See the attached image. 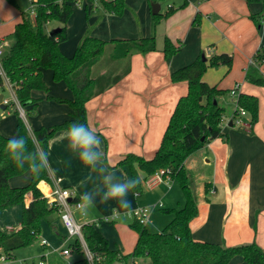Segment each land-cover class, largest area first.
Returning a JSON list of instances; mask_svg holds the SVG:
<instances>
[{
    "label": "crops",
    "instance_id": "1",
    "mask_svg": "<svg viewBox=\"0 0 264 264\" xmlns=\"http://www.w3.org/2000/svg\"><path fill=\"white\" fill-rule=\"evenodd\" d=\"M182 1H168L165 8L160 3V12L165 13L169 7H177ZM24 3L25 0H17V6L11 8L5 0H0V48L3 54L14 41L11 34L16 24L27 12V5L25 9L21 7ZM126 3L122 15L106 12L98 2L87 4L83 1L75 6L67 24L68 39L60 45L66 55L72 56L88 32L108 41L103 54L91 67V76L97 81L96 94L86 103L88 127L102 142L105 166L121 179L130 178L127 167L116 166L126 154L136 153L146 158L154 156L179 98L188 92L187 81L174 82L171 79L174 70L193 62L202 51H207V58L221 53L232 55L231 67H210L203 80L228 92L238 84V95L256 96L258 119L251 124L249 114L239 116L246 125H236L234 105L237 97L231 95L234 105L231 112H224V135L208 141L184 161L199 204L198 216L190 226L196 240L229 246L256 241L264 249V85L246 78V71L252 64L257 65L264 75V61L256 64L255 60L259 50L264 52V15L261 25L251 18V14L263 10V3L256 0H188L185 7L163 18L156 26L153 25L152 4L148 0H126ZM197 14L201 15L199 25L193 24ZM61 26V23L52 21L46 28L50 31ZM153 33L157 49L144 53L126 54L123 41L112 42L147 37ZM166 37L178 47L171 58H166L163 52ZM43 75L49 91H33V96L39 99L36 113L25 110L24 115L17 114L14 109L19 108L13 103L2 107L0 132L5 136L18 133L19 117L23 118L31 133L41 126L51 127L72 117L68 100L73 99V91L65 82L54 80L51 69H44ZM5 84L11 96L2 95L11 99L15 90L7 82ZM63 131L54 134L46 150L51 182L42 180L38 187L45 197L56 186L69 188L72 198L80 200L84 192L99 184V177L68 151L67 141L61 135ZM141 174L142 190L135 189V195L129 192L127 196L131 210L120 208L115 200L102 201L99 196L86 211L73 208L79 224L95 223L109 240L110 247L119 248L124 255L133 251L138 240V232L128 227L124 218H132L133 210L138 206H160L162 201H158L164 195L173 204L176 194L175 190L172 193L174 178L169 183L149 186L146 174ZM31 178L32 173L27 171L11 177L10 185H27ZM42 183L48 192L41 188ZM206 183L210 184L209 191H206ZM32 199V193L26 194L25 205L28 206ZM23 208V204H18L0 212V229L20 228ZM75 240L69 237L57 211L42 220L41 233L34 242L18 248V255L13 256L16 260L3 258L0 264H29L31 261L39 264L42 259L44 264H67L84 254L73 249ZM66 248L71 250L69 255L62 252ZM75 253L79 256L73 255ZM145 257L129 259L128 264L153 263L150 257ZM228 264L250 263L235 256Z\"/></svg>",
    "mask_w": 264,
    "mask_h": 264
},
{
    "label": "trees",
    "instance_id": "2",
    "mask_svg": "<svg viewBox=\"0 0 264 264\" xmlns=\"http://www.w3.org/2000/svg\"><path fill=\"white\" fill-rule=\"evenodd\" d=\"M17 6L16 0H7ZM83 1L88 4L100 3L106 12L122 15L127 7L126 0H33L34 19L23 14L22 21L16 24L11 36L14 38L9 51L2 57L1 66L5 76L12 84L17 100L27 113H36L38 98L33 96L34 90L49 91L45 82L43 70L51 69L56 81H63L73 91L74 97L68 100L72 107V117L51 127L41 126L33 132L39 139L44 150L51 138L59 130H65L71 123L78 122L88 126L86 103L96 94L97 81L91 76V67L103 54L108 41L95 37L89 32L79 42L72 56L66 55L61 49V43L68 39L67 24L74 8ZM150 4L161 0H148ZM263 3L264 0H256ZM188 4L183 0L177 7H169L164 12L153 14V25L156 26L163 18L173 14L177 9ZM88 7V5H87ZM264 8L251 18L261 25ZM52 21H58L62 26L48 31L46 26ZM201 23V15L197 14L193 24ZM123 41L128 52H148L157 49L156 36L139 37L131 40H112L113 43ZM178 47L169 38H165L163 52L166 58H171ZM202 51L193 62L174 70L171 79L174 82L187 81L188 92L181 96L170 117L162 142L151 158L136 153H128L116 166L127 167L130 178H138L140 183L136 188L142 190V174L149 178L162 168H171L172 176L178 180L185 196V205L180 209H166L174 212L175 217L162 231L152 232L137 219L130 226L138 232V240L130 254H123L119 248H111L109 240L98 229L95 223L82 225V233L88 248L94 254V264H128L129 259L150 257L154 264H228L235 256L242 257L250 264H264V249L256 242L237 245L200 241L193 237L191 221L198 216L199 204L195 188L189 181L184 161L194 152L202 148L208 141L223 136L222 122L225 108L219 103L220 96L226 90L210 85L203 80V75L210 67L220 65L232 66L233 57L227 53L213 54L206 60ZM256 64L264 61V52L255 55ZM246 78L256 84L264 85V75L257 65H250ZM5 85V77L0 71V85ZM217 100L215 103L214 100ZM239 107L247 110L251 116V124L258 119V98L251 94L238 95ZM14 104V103H13ZM9 104H5V106ZM31 105L30 108H26ZM20 114L17 108L14 109ZM237 110V108H236ZM237 114V111H235ZM18 132L20 135L31 134L22 117H19ZM10 137L0 132V212L12 206L23 204L22 222L17 230L0 229V258L10 259L14 251L34 242L41 233L42 220L57 212L58 208L48 203L47 198L38 187L40 181L51 182L48 169L39 175L32 174L31 181L24 186L13 187L10 178L28 171L18 168L8 157L5 146ZM29 142V150L32 149ZM41 188L48 192L42 183ZM210 184L206 183V191ZM32 193L33 199L25 205L26 194ZM79 200L78 197L73 201ZM59 212V211H58ZM256 228V223L254 225ZM73 249L84 252L80 239L76 238ZM82 252V253H83ZM2 260H0L1 262ZM67 264H91L85 253Z\"/></svg>",
    "mask_w": 264,
    "mask_h": 264
},
{
    "label": "clouds",
    "instance_id": "3",
    "mask_svg": "<svg viewBox=\"0 0 264 264\" xmlns=\"http://www.w3.org/2000/svg\"><path fill=\"white\" fill-rule=\"evenodd\" d=\"M62 138L67 141V149L74 154L78 161L92 173H97L99 184L91 191L80 196L78 207L86 211L93 206L97 196L102 201L115 200L120 208L131 210V201L127 199L129 192L133 195L140 181L138 178L121 179L114 171L104 164V152L101 140L96 132L86 124L73 122L63 132ZM29 142L32 149L29 150ZM9 159L20 169L25 165L32 174L39 175L49 167L48 152L41 146L35 133L11 136L5 146ZM91 178V177H89ZM3 258H0L2 260Z\"/></svg>",
    "mask_w": 264,
    "mask_h": 264
},
{
    "label": "built area",
    "instance_id": "4",
    "mask_svg": "<svg viewBox=\"0 0 264 264\" xmlns=\"http://www.w3.org/2000/svg\"><path fill=\"white\" fill-rule=\"evenodd\" d=\"M33 2V0H31ZM3 55V50L0 48V56ZM1 57H0V71L5 77V82H7L10 86L12 84L8 80V78L5 76L2 66H1ZM13 87V86H12ZM14 89V88H13ZM238 84L231 90V94L233 96H236L238 99ZM14 103L19 108V111L21 115L25 114V109L23 106L20 105L19 101L16 98L15 91H13V97L6 98L3 96L2 101L0 104H11ZM236 108H237V114L234 118V122L238 125H246L242 118L239 116L247 115L248 112L245 108L239 107L238 103L236 101ZM173 179L172 176V169L171 168H162L156 171L153 175H151L147 179V183L149 186L156 185L160 182H170ZM73 193L69 188H64L60 186H56L50 190L48 194H46V198L48 200L49 204H52L58 208V211L61 215V219L67 229L69 237H74L80 239L82 243V247L84 250V253L89 260L91 264H94V254L90 251V249L87 246V243L84 239L83 233H82V225L79 224L73 214V208H79L78 205L81 203L80 200L73 201ZM160 206H163L161 203ZM154 206H138L133 210V215L135 219H137L139 222L146 224L149 220V217L151 215V209ZM80 209V208H79ZM116 215V214H115ZM43 243H46V240H43ZM63 254L69 255L71 250L70 248H66L63 251ZM39 264H44V260H40Z\"/></svg>",
    "mask_w": 264,
    "mask_h": 264
},
{
    "label": "rangeland",
    "instance_id": "5",
    "mask_svg": "<svg viewBox=\"0 0 264 264\" xmlns=\"http://www.w3.org/2000/svg\"><path fill=\"white\" fill-rule=\"evenodd\" d=\"M6 2H7V4L11 7V8H15V6L14 5H12V4H10L7 0H5ZM26 1V3H24V4H21V7L23 8V9H25V7H26V5L28 6V9H27V12H25V14H27L30 18H33L34 16H35V10H34V7L32 6V2L30 1V0H25ZM168 1H171V2H175L176 3V1L177 0H161L160 1V3H161V5L163 6V8H165L166 7V4H167V2ZM16 2H17V0H16ZM20 2H23V0H20ZM18 9V8H17ZM53 23H56V24H59L60 22H58V21H53ZM53 28V27H52ZM4 44H6L7 45V42H5ZM9 51V49H7V51L2 55V56H0L1 58L2 57H4V55L7 53ZM6 85V84H5ZM4 84L3 85H0V94H5V95H10L11 96V93H10V90L5 86ZM231 91L230 92H228V91H226V93L224 94V95H222V96H220V98H219V102H220V104L222 105V106H224L225 107V111H227L226 113H229V112H231V109L233 110V105L234 104H232V101H231V99L230 98H232L231 97ZM229 101H231V103L229 102ZM229 103H230V105H229ZM236 108V106L234 105V109ZM3 111V109H2V107H1V105H0V112H2ZM236 125H238V124H236ZM238 126H242V125H238ZM175 184V186H174V189H173V191H172V193L174 192V190H175V192H176V194H175V197H174V201H172L173 202V204H171V200H168L167 198H166V196L164 195V196H162V197H160L161 198V200L160 201H158V202H161L162 201V203L163 204H165L163 207H161V206H156V207H153L152 209H151V215H150V217H149V220L147 221V223H146V226L148 227V230H150V231H152V232H159V231H162L163 229H164V227L171 221V219H173L174 217H175V214H174V212H172V213H170V212H167L166 211V209H169L170 207H177V209H179L180 207H183L184 205H185V202H186V199H185V196H184V194H183V191H182V189H181V186H180V184H179V182H178V180H175L174 181V183H173V185ZM179 200H181V203L179 204L178 203V201ZM157 202V203H158ZM175 203V204H174ZM152 206V205H151ZM133 215V214H132ZM168 216H169V220H168ZM124 220L127 222V224L129 225L128 227H130L132 230H134L131 226H130V224L131 223H133L134 221H135V217H134V215L132 216V218H129L128 219V217L125 219L124 218ZM135 232H136V230H134ZM37 242H39L38 240H37ZM20 249V248H19ZM19 249H17V250H15V253L13 254V256H15V255H18L17 254V252H18V250ZM73 255H78V253L76 254H73ZM79 256V255H78ZM82 256V255H81ZM3 258V257H2ZM73 258V257H72ZM145 258H149V257H145ZM18 260L20 259V257L18 256V258H17ZM11 260H16V258H14V257H12L11 258ZM8 261V260H7ZM10 261V260H9ZM5 262V261H4ZM34 262L35 261H31V262H29V264H34ZM15 264H18V262L17 263H15ZM114 264H119V262H115ZM151 264H153V263H151Z\"/></svg>",
    "mask_w": 264,
    "mask_h": 264
},
{
    "label": "water",
    "instance_id": "6",
    "mask_svg": "<svg viewBox=\"0 0 264 264\" xmlns=\"http://www.w3.org/2000/svg\"><path fill=\"white\" fill-rule=\"evenodd\" d=\"M160 9H161L160 3H153L152 4V12H153V14H157L160 11ZM202 57H203L204 60L207 59L205 54H203ZM2 98H3V95L0 94V102L2 101ZM214 101H215V103H217L216 99ZM1 107L5 108V104H1Z\"/></svg>",
    "mask_w": 264,
    "mask_h": 264
}]
</instances>
